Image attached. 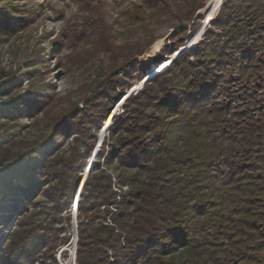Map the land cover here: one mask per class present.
I'll list each match as a JSON object with an SVG mask.
<instances>
[{"label": "trees", "instance_id": "16d2710c", "mask_svg": "<svg viewBox=\"0 0 264 264\" xmlns=\"http://www.w3.org/2000/svg\"><path fill=\"white\" fill-rule=\"evenodd\" d=\"M233 5L213 23L222 34L207 30L190 54L126 101L125 116L113 118L111 143L78 202L74 264H264V60L257 54L264 0ZM176 39L169 53L182 47ZM154 41L139 40L130 62L105 75L99 101L83 110L104 121L109 101L131 88L121 77L132 67L144 77L138 58ZM13 108L8 102L0 113ZM71 160L60 174L43 167L48 177L69 176L70 203L81 181ZM114 161L116 184L107 173ZM23 169L1 180L0 197L27 181Z\"/></svg>", "mask_w": 264, "mask_h": 264}, {"label": "rangeland", "instance_id": "374dc122", "mask_svg": "<svg viewBox=\"0 0 264 264\" xmlns=\"http://www.w3.org/2000/svg\"><path fill=\"white\" fill-rule=\"evenodd\" d=\"M236 1L222 0L209 20L214 0H0V106L14 104L9 115L0 113V188L20 166L27 180L15 181L18 187L0 197V264H74L79 239L74 203L82 191L76 189L70 203L69 176L64 182L59 175L48 177L43 167L60 174L62 162L72 159L81 180L96 174L100 150L111 143L113 118L126 115V101L190 54L207 30L222 34L213 23L234 13ZM174 37L184 43L169 53ZM153 38L138 58L146 66L144 77L134 67L129 78L121 77L131 88L106 99L111 108L105 120L85 112L87 104L99 101L94 97L105 75L130 62L139 40ZM257 54L264 60V48ZM104 165L102 160L100 169ZM116 165L107 168L115 184ZM114 189L121 195L118 185Z\"/></svg>", "mask_w": 264, "mask_h": 264}, {"label": "bare ground", "instance_id": "6f19581e", "mask_svg": "<svg viewBox=\"0 0 264 264\" xmlns=\"http://www.w3.org/2000/svg\"><path fill=\"white\" fill-rule=\"evenodd\" d=\"M221 1L222 0H214V2H211L210 5H211L212 9H211L210 13L207 14V19L213 20V18H215L214 15L216 14V12L218 10V8L221 4Z\"/></svg>", "mask_w": 264, "mask_h": 264}, {"label": "water", "instance_id": "95a60500", "mask_svg": "<svg viewBox=\"0 0 264 264\" xmlns=\"http://www.w3.org/2000/svg\"><path fill=\"white\" fill-rule=\"evenodd\" d=\"M157 70H158V69H155V71H154V72H156ZM82 181H83V180H81V181L79 182V185H78V187H77V191H78V189H79V187H80V185H81ZM77 191H76V192H77Z\"/></svg>", "mask_w": 264, "mask_h": 264}, {"label": "built area", "instance_id": "2783aa9c", "mask_svg": "<svg viewBox=\"0 0 264 264\" xmlns=\"http://www.w3.org/2000/svg\"><path fill=\"white\" fill-rule=\"evenodd\" d=\"M76 200H77V197H76ZM79 201V200H78ZM77 206H78V204H77ZM76 207V206H75Z\"/></svg>", "mask_w": 264, "mask_h": 264}]
</instances>
